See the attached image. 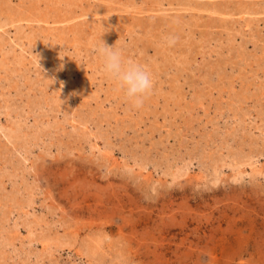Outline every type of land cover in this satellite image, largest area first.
Listing matches in <instances>:
<instances>
[{
	"label": "rangeland",
	"instance_id": "374dc122",
	"mask_svg": "<svg viewBox=\"0 0 264 264\" xmlns=\"http://www.w3.org/2000/svg\"><path fill=\"white\" fill-rule=\"evenodd\" d=\"M3 21L0 264H264V0H0ZM105 27L153 74L138 107Z\"/></svg>",
	"mask_w": 264,
	"mask_h": 264
},
{
	"label": "clouds",
	"instance_id": "9594fccd",
	"mask_svg": "<svg viewBox=\"0 0 264 264\" xmlns=\"http://www.w3.org/2000/svg\"><path fill=\"white\" fill-rule=\"evenodd\" d=\"M106 29L94 46L96 55L102 61V72L115 82L116 86L123 91L126 99L138 107L143 104L154 87L153 74L146 64L133 57L125 56L123 50L117 46L118 40L114 45H108L102 39L109 30ZM164 39L171 45L177 37L169 35ZM63 67L61 64L57 71L63 70Z\"/></svg>",
	"mask_w": 264,
	"mask_h": 264
},
{
	"label": "bare ground",
	"instance_id": "6f19581e",
	"mask_svg": "<svg viewBox=\"0 0 264 264\" xmlns=\"http://www.w3.org/2000/svg\"><path fill=\"white\" fill-rule=\"evenodd\" d=\"M209 5V4H208ZM205 7V6H204ZM224 7V6H223ZM208 8H210L212 11H215V12H218V13H224V14H229L230 13V11L229 10H227V8L226 9H221L218 5H216V4H210L209 6H208ZM38 9V8H37ZM249 8H246V7H242V8H240V12H244V13H250L249 12V10H248ZM2 11V10H1ZM21 11V10H20ZM28 11V10H27ZM250 11H252L251 9H250ZM31 12V11H30ZM39 12V11H38ZM213 13V12H212ZM15 14V13H14ZM22 14V13H21ZM34 14L35 15H37L35 12H34ZM40 14V13H39ZM11 15V14H10ZM46 15V14H45ZM223 15V14H222ZM46 17H47V15H46ZM226 17V16H225ZM229 17V16H228ZM8 19H9V21H13V22H21V21H28V22H30V21H36V22H40V21H46L45 19H42L41 17H37V16H35V18H29V17H25V16H22V15H20L19 13L16 15V16H9L8 17ZM25 23V22H24ZM33 23V22H32ZM42 23V22H41ZM47 23H48V21H47ZM4 24H6V22H1L0 23V26H2V25H4ZM26 24H27V22H26ZM35 24V23H34ZM44 24H45V22H44ZM9 25V24H8ZM10 25H12V24H10ZM28 25V24H27ZM50 24H48V26H49ZM16 26V25H15ZM21 26V25H20ZM32 26V25H31ZM30 26V27H31ZM42 24H41V27L40 28H42ZM45 26V25H44ZM48 26H46V27H48ZM14 27V26H13ZM25 27V26H24ZM22 28V27H21ZM26 28V27H25ZM15 31H16V29H15ZM23 32V31H22ZM52 32V31H51ZM16 33H19L18 31L16 32ZM21 33V32H20ZM76 33V30H74V32H73V34H75ZM24 34V33H23ZM51 34V33H50ZM64 34L63 32H55V33H53V38H54V40H59L60 38H62V35ZM69 34V33H68ZM72 34V33H71ZM18 35V34H17ZM27 35V34H26ZM30 35V34H29ZM66 37V39H67V36H65ZM73 37L76 39V37L73 35ZM15 38H19L20 39V37H15ZM23 38V37H22ZM52 38V37H51ZM52 38V39H53ZM18 39V40H19ZM15 41H16V39H14ZM62 40V39H61ZM78 41V40H77ZM77 41H75V42H77ZM19 42V41H18ZM13 43V42H12ZM63 84V83H62ZM65 86H67L66 84H64ZM64 87V86H63ZM61 88V87H60ZM9 136H13V133L12 132H10V135ZM178 168V167H177ZM180 169H181V167H180ZM177 172H179V171H177ZM177 172H175V173H177ZM216 173V172H215ZM215 180V179H214Z\"/></svg>",
	"mask_w": 264,
	"mask_h": 264
}]
</instances>
